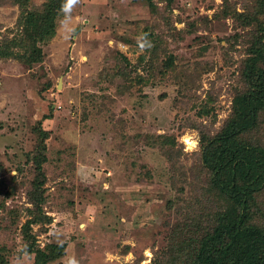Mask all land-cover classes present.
Returning <instances> with one entry per match:
<instances>
[{
    "label": "rangeland",
    "instance_id": "obj_1",
    "mask_svg": "<svg viewBox=\"0 0 264 264\" xmlns=\"http://www.w3.org/2000/svg\"><path fill=\"white\" fill-rule=\"evenodd\" d=\"M245 216L264 0H0V264H194Z\"/></svg>",
    "mask_w": 264,
    "mask_h": 264
},
{
    "label": "trees",
    "instance_id": "obj_2",
    "mask_svg": "<svg viewBox=\"0 0 264 264\" xmlns=\"http://www.w3.org/2000/svg\"><path fill=\"white\" fill-rule=\"evenodd\" d=\"M49 29L53 30V23L50 24ZM50 35L48 34V37ZM261 103L259 105H253L252 103L244 105L249 110L248 117L255 113V109H258ZM245 159L249 160L250 156L247 155ZM242 165L244 166L245 163ZM239 167V163L236 165L235 170L230 167L229 169L232 170L227 175H231L235 171L238 174L240 172L241 177L239 181L243 184L245 172ZM248 224V219L245 216L235 221H227L215 227L213 234L207 237V239L209 238L208 243L203 242L199 247L194 264H264V234L259 228H255L254 226L248 227ZM224 236L229 241L225 246L222 245V240L225 239ZM61 248V246H56L53 250H59ZM36 255V264H38L42 253L37 252ZM51 260L53 259L50 258L49 261Z\"/></svg>",
    "mask_w": 264,
    "mask_h": 264
}]
</instances>
